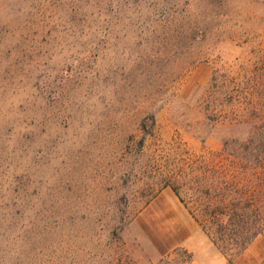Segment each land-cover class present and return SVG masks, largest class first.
I'll return each instance as SVG.
<instances>
[{
	"label": "rangeland",
	"instance_id": "374dc122",
	"mask_svg": "<svg viewBox=\"0 0 264 264\" xmlns=\"http://www.w3.org/2000/svg\"><path fill=\"white\" fill-rule=\"evenodd\" d=\"M258 50L264 0H0V264H261L259 181L212 179L237 191L224 252L164 186L231 171L202 102Z\"/></svg>",
	"mask_w": 264,
	"mask_h": 264
},
{
	"label": "trees",
	"instance_id": "16d2710c",
	"mask_svg": "<svg viewBox=\"0 0 264 264\" xmlns=\"http://www.w3.org/2000/svg\"><path fill=\"white\" fill-rule=\"evenodd\" d=\"M255 58L249 72L242 67L240 72L230 68L215 69L202 102L205 120L218 129L222 146L220 154L229 160L231 171L208 166L206 169L190 167L189 173H176L164 184L202 232L223 252L228 249L225 237L237 235V228L232 230L228 224L237 219V198L225 204L227 194H237V191L233 186H227L224 188L226 193L222 194L221 185L218 184L219 187L212 179L215 176L223 178L229 173L232 177L264 183V53L258 50ZM147 121L154 125L153 118L145 119L142 123L145 131ZM260 183L257 187L263 190ZM241 234L242 241L236 246L244 251L261 232L255 230Z\"/></svg>",
	"mask_w": 264,
	"mask_h": 264
},
{
	"label": "crops",
	"instance_id": "0c3cea01",
	"mask_svg": "<svg viewBox=\"0 0 264 264\" xmlns=\"http://www.w3.org/2000/svg\"><path fill=\"white\" fill-rule=\"evenodd\" d=\"M258 238H255L253 241H251V243L249 244L248 248H246L243 253L247 252L248 249L255 243L257 242ZM261 264H264V261L261 263Z\"/></svg>",
	"mask_w": 264,
	"mask_h": 264
}]
</instances>
